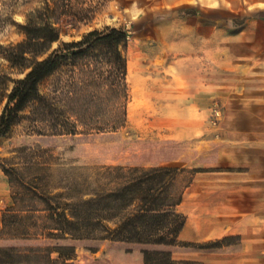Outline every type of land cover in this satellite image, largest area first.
Wrapping results in <instances>:
<instances>
[{
  "label": "trees",
  "instance_id": "obj_1",
  "mask_svg": "<svg viewBox=\"0 0 264 264\" xmlns=\"http://www.w3.org/2000/svg\"><path fill=\"white\" fill-rule=\"evenodd\" d=\"M69 1L46 0L20 24L22 41L0 44V55L9 66L24 73L20 78L0 73V103L6 100L0 137L24 119L41 136L112 133L126 126L130 33L109 27L79 40L61 41L63 18H82L83 9L74 10ZM53 76H58L54 89L44 92L43 84ZM196 158L215 162L217 153L198 156L187 142L174 140L74 143L59 153L54 148L16 149L0 165L14 190L0 235L50 243L0 245V264H69L77 258L80 241L105 247L86 245L76 264H201L177 260L173 253L237 245L239 237L201 243L180 239L186 223L179 210L185 188H178L177 179L186 169L174 163ZM64 161L97 166V178L112 185L103 183L83 193L77 181L69 192L52 191L51 170Z\"/></svg>",
  "mask_w": 264,
  "mask_h": 264
},
{
  "label": "rangeland",
  "instance_id": "obj_2",
  "mask_svg": "<svg viewBox=\"0 0 264 264\" xmlns=\"http://www.w3.org/2000/svg\"><path fill=\"white\" fill-rule=\"evenodd\" d=\"M46 0H0V44L25 38L20 24ZM82 18L65 16L61 41L79 40L92 30L118 27L130 33L128 121L117 132L93 135L41 136L30 120L13 126L0 137V165L20 147L54 148L57 153L74 143L184 141L198 156L217 153L215 162H175L184 167L177 179L186 188L200 173L234 182L228 174L260 170L264 158V16L245 6H212L211 0H70ZM59 43H55L57 47ZM0 73L24 76L0 55ZM58 76L48 79L44 92L54 89ZM10 88L13 87L10 83ZM6 100L0 103V116ZM31 108L27 110V113ZM49 176L52 191H68L80 182L83 193L108 184L98 179L97 166L64 161ZM264 165V163H263ZM201 168L203 171L193 172ZM241 169V170H240ZM13 188L0 167V229L3 212L13 205ZM181 211V209L179 208ZM49 241L0 235V245L37 246ZM81 262L86 245L80 241ZM179 260L181 250H175ZM56 257V254H55ZM27 264V263H26ZM60 264V263H59Z\"/></svg>",
  "mask_w": 264,
  "mask_h": 264
},
{
  "label": "crops",
  "instance_id": "obj_3",
  "mask_svg": "<svg viewBox=\"0 0 264 264\" xmlns=\"http://www.w3.org/2000/svg\"><path fill=\"white\" fill-rule=\"evenodd\" d=\"M204 1V0H202ZM212 6H245L264 16V0H211ZM260 170L228 174L234 182H222L215 175L200 173L184 191L179 206L186 215L180 239L209 242L239 237L240 242L215 251L186 249L179 260L201 264H264V158Z\"/></svg>",
  "mask_w": 264,
  "mask_h": 264
}]
</instances>
